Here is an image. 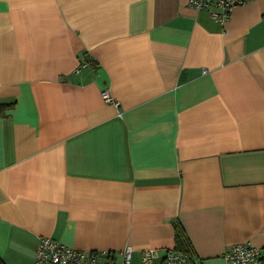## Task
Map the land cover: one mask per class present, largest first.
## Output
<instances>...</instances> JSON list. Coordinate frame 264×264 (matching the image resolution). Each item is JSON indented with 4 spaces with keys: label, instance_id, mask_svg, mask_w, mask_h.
I'll return each instance as SVG.
<instances>
[{
    "label": "crops",
    "instance_id": "1",
    "mask_svg": "<svg viewBox=\"0 0 264 264\" xmlns=\"http://www.w3.org/2000/svg\"><path fill=\"white\" fill-rule=\"evenodd\" d=\"M187 1L0 0L6 264L41 236L134 262L264 251V0L224 22Z\"/></svg>",
    "mask_w": 264,
    "mask_h": 264
},
{
    "label": "built area",
    "instance_id": "2",
    "mask_svg": "<svg viewBox=\"0 0 264 264\" xmlns=\"http://www.w3.org/2000/svg\"><path fill=\"white\" fill-rule=\"evenodd\" d=\"M248 0H188L187 4L202 9L219 22H224L235 6ZM206 72V70H203ZM104 101H111L108 90H101ZM119 106L118 101H114ZM133 248L126 245L119 251L108 249L89 250L68 246L53 237L41 236L35 247V257L31 264H204L199 257L194 258L188 251L167 248L160 252L147 247L140 250L137 262L132 259ZM262 249L247 241L233 244L223 253L224 264H257Z\"/></svg>",
    "mask_w": 264,
    "mask_h": 264
},
{
    "label": "trees",
    "instance_id": "3",
    "mask_svg": "<svg viewBox=\"0 0 264 264\" xmlns=\"http://www.w3.org/2000/svg\"><path fill=\"white\" fill-rule=\"evenodd\" d=\"M10 106H11L10 104L0 105V114L3 113L4 108H8ZM175 227H176V236L179 238V235H180L182 228H181L179 223H176ZM181 250H184V249H181ZM0 264H6V262L3 260V258L1 256H0ZM258 264H264V251H262V254H261V257L259 258Z\"/></svg>",
    "mask_w": 264,
    "mask_h": 264
}]
</instances>
